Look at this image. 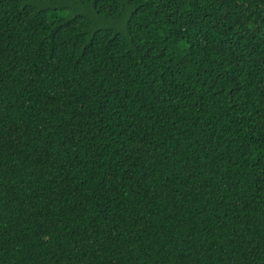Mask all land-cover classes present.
Masks as SVG:
<instances>
[{"label":"trees","instance_id":"16d2710c","mask_svg":"<svg viewBox=\"0 0 264 264\" xmlns=\"http://www.w3.org/2000/svg\"><path fill=\"white\" fill-rule=\"evenodd\" d=\"M73 1L0 0V264H264V0Z\"/></svg>","mask_w":264,"mask_h":264},{"label":"rangeland","instance_id":"374dc122","mask_svg":"<svg viewBox=\"0 0 264 264\" xmlns=\"http://www.w3.org/2000/svg\"><path fill=\"white\" fill-rule=\"evenodd\" d=\"M63 4V7L69 10L74 16L87 18L92 24V30L112 29L120 33H123L125 32L124 30H126L129 17L125 13H122L117 18H100L92 8L84 6L78 1L63 0V2L59 4V7H62ZM60 219L63 220L62 218ZM60 219L54 223V226L49 230V233L66 225V223H63Z\"/></svg>","mask_w":264,"mask_h":264}]
</instances>
